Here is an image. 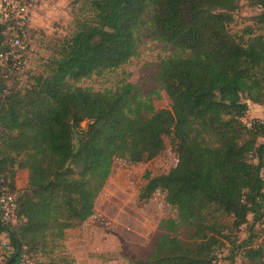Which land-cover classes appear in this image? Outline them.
Returning a JSON list of instances; mask_svg holds the SVG:
<instances>
[{
    "label": "trees",
    "instance_id": "1",
    "mask_svg": "<svg viewBox=\"0 0 264 264\" xmlns=\"http://www.w3.org/2000/svg\"><path fill=\"white\" fill-rule=\"evenodd\" d=\"M244 1L258 9L251 20L263 31L264 0ZM240 2L81 0L71 34L28 86L10 88L14 75L0 66V190L16 195V224L0 221V236L15 253L25 246L34 264H77L64 241L91 216L114 160H153L175 115L183 132L176 163L147 173L138 194L143 203L163 192L175 216L160 221L149 255L132 264H217L224 250L229 264L240 254L264 259V121L242 122L247 102L264 105V32H231ZM13 26L0 20V55L10 51ZM145 28L174 50L158 64L168 68L172 110L151 99L132 104L125 83L78 85L134 58Z\"/></svg>",
    "mask_w": 264,
    "mask_h": 264
},
{
    "label": "rangeland",
    "instance_id": "2",
    "mask_svg": "<svg viewBox=\"0 0 264 264\" xmlns=\"http://www.w3.org/2000/svg\"><path fill=\"white\" fill-rule=\"evenodd\" d=\"M20 1L28 9L29 31L22 64L7 83L10 88L14 82L19 87L28 86L32 77L44 69L53 48L63 37L71 34L73 16L81 0ZM11 10L0 0V20L14 14L10 13ZM258 12L257 8L241 0L240 9L230 27L231 32L238 33L247 26L256 32H264L251 20ZM173 52V48L166 47L155 38L153 32L145 28L140 32V45L134 58L119 69L84 79L78 85L93 91H103L125 83L130 85L132 104L151 99L157 108L172 110L163 90L168 68L164 65L158 70V64ZM247 104V121L251 120L250 116L264 121V105ZM173 116L171 133L164 139L165 147L153 160L139 164L114 160L111 174L95 201L91 216L81 228L70 231L64 241V246L77 264H132L135 260L144 259L162 234L160 221L175 216V212L166 205L163 192L157 191L146 202L138 201V194L146 183L145 175L166 174L176 163L183 132L181 119ZM259 142L264 143V138ZM25 178L26 174L21 173L18 184L24 183ZM243 229L238 234L239 239L246 236ZM226 256L227 251H222L217 264H229ZM233 264H264V259L250 263L240 254L235 256Z\"/></svg>",
    "mask_w": 264,
    "mask_h": 264
},
{
    "label": "built area",
    "instance_id": "3",
    "mask_svg": "<svg viewBox=\"0 0 264 264\" xmlns=\"http://www.w3.org/2000/svg\"><path fill=\"white\" fill-rule=\"evenodd\" d=\"M6 3V8H11L8 17L14 21L12 30L15 32V37L10 40V51L5 55H0V66L5 68L7 76L14 74L22 64V54L25 51V41L29 31V13L25 5L12 0H2ZM10 59L9 65L7 64ZM242 122L249 127L250 122L247 117L242 119ZM0 221L4 225L14 226L16 224V195L11 194L6 187L0 190ZM15 253L14 248L6 235H1L0 238V264H7L8 259ZM14 264H34L27 255V248L20 246L17 249L14 257Z\"/></svg>",
    "mask_w": 264,
    "mask_h": 264
},
{
    "label": "crops",
    "instance_id": "4",
    "mask_svg": "<svg viewBox=\"0 0 264 264\" xmlns=\"http://www.w3.org/2000/svg\"><path fill=\"white\" fill-rule=\"evenodd\" d=\"M250 118L252 119V118H255V117H253V116H250Z\"/></svg>",
    "mask_w": 264,
    "mask_h": 264
}]
</instances>
